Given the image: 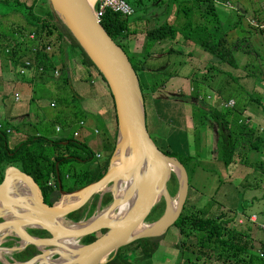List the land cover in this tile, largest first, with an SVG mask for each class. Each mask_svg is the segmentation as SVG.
<instances>
[{
    "label": "trees",
    "instance_id": "obj_1",
    "mask_svg": "<svg viewBox=\"0 0 264 264\" xmlns=\"http://www.w3.org/2000/svg\"><path fill=\"white\" fill-rule=\"evenodd\" d=\"M12 1L13 0H0V7L6 9L5 12L0 13L1 17L15 13L13 9H10V3ZM124 1L129 6L131 3L133 6L139 7L143 11L145 8L142 6L150 0ZM153 1L154 3L157 2V0ZM175 2H177V0L168 1L170 4ZM35 3L36 0H32L29 6H27L25 2L21 3L17 0L14 3L16 6H20L26 10L25 16L23 15L26 23L25 27L13 23H6L4 26L3 24L0 25V54L12 68L13 73L17 75L20 80L29 73H33L32 75H35L41 80L50 79L55 70L53 62L51 61L54 54L46 53L45 48L51 46V41L49 43L46 42L47 40L55 39L57 54L61 63L59 70L61 76L56 80H60L63 86L68 83L66 58H68V53L77 49L79 51V65L84 73L83 76L89 79L91 74H97L104 83L96 67L52 12H48L44 16H37L33 13V6ZM161 3L163 2H160L158 5H162ZM176 5V15H174L176 21L174 24L167 21L164 23L161 22L155 27L148 26L143 32L134 26L133 28L130 27V25L135 22L131 23L128 20L129 16H120L109 10H105L101 17H99L101 27L115 44L124 51L137 74L136 77L144 104L145 120L149 136H152V132L149 130L150 125L147 124V110L153 99L152 96L163 87L170 78L177 76L176 73H172L169 70H147L144 60H148L150 56L149 50L154 44L160 41L174 40L176 36H180L181 44L179 46L182 47V50L172 47L169 52L170 56L176 54L183 55V53H185L184 49L186 48H199L202 52L210 55L212 62L219 65H228L233 69L237 66L234 53L242 52L245 55L248 53V51H244L242 48L244 46L240 43L239 37H233L228 33H225V35L220 34V28L222 26L214 14L211 0H184L176 3ZM130 8L133 13L132 6H130ZM164 13L162 16L165 15ZM203 17H205L204 20ZM208 17H210V19ZM175 18L173 17V20H175ZM139 20L141 19L137 21L139 22ZM252 26L256 27L257 25L255 24ZM257 27L259 28L258 30H260L259 33L264 34V25ZM29 35H33L34 40H29ZM136 35L144 36L145 54L142 60L134 62L127 55L126 46L129 37ZM37 45L41 50L33 52L32 49ZM186 56H188V54H186ZM25 61H29L33 65L42 68L43 72H39L38 69L35 68L27 72L23 77L19 76V69ZM214 71L221 75L219 70L214 69ZM227 75L231 74L227 73ZM254 75L264 78L263 70H260L259 75L256 74L254 70H251L250 73H247L246 77ZM188 82L191 88L190 95L197 102L191 106L193 110L191 115L194 122L193 142L196 146V153L198 152V141L202 139L201 131L203 130L205 132L207 129L215 128L217 142L212 150L214 153L213 161L215 160L217 163H221L222 166L226 168L233 163L234 156L240 153V163L260 173L261 177L264 178V128L256 135L255 131L250 129L249 125H247L244 120L240 119L248 108L264 115V102L259 100L260 98L253 99V97L248 98V103L242 101L240 97L242 94L236 92L232 86L235 84L237 89L239 88L237 85L238 78L236 76H231L227 80L224 79V84H217L216 91L212 93L215 95V100L212 101L211 104L208 95L213 91L208 90L211 83H206L204 77L203 80L201 79L200 81L196 73L191 76ZM106 90L108 91L107 87ZM108 94L110 96L109 91ZM67 99H69L67 102L65 99H62L64 105H67L70 110L67 122L61 124L63 129L72 127L74 122L77 120H84L83 118L86 116L82 111L77 109L79 99L72 90L69 91ZM230 102L232 105L228 106ZM233 134H237L238 136L236 137ZM231 137L233 138V142L229 144V138ZM238 137L242 138L243 141L242 143L240 142V144H238L236 140ZM115 139L116 133L115 138L112 139V144H109L108 150H110V153L107 156L112 154L114 150ZM185 140V138L182 139L184 143ZM153 141L160 144V149H158L164 156L173 158L183 167L188 177L189 191L191 189L189 173L196 167V153L191 156L188 155L186 147H184L183 144L182 148L179 149L175 143L163 145L160 139H153ZM73 147L86 149V146L77 141L74 137H60L54 140H47L38 136H27L18 144L10 147L8 135L5 130L0 127V182L2 181V171L5 167H17L33 179L39 187L45 202L49 206H52L59 199L56 171L61 182L62 192L64 193H74L76 190L96 182L106 171V163H104L102 166L93 169L87 168L79 170L71 177L69 172L61 176L59 171L60 167H63L69 162L85 163L89 160V157H91L90 154L82 157L78 156L76 153L78 151H73ZM249 154L254 155L249 158ZM64 183L66 186L65 190L63 188ZM177 192L178 181L175 175L172 174L168 185V193L172 199H175ZM187 199L178 219L170 229L161 235V237L143 239L140 241L137 240L127 246L120 247L109 255L105 264H154L153 257L160 245L159 242H164L167 239H169V241L175 240L174 244L171 245L177 252L173 257L174 264H264V258L260 256V253L264 252V242L263 240L258 241L253 238L254 233L257 234L261 231H259L258 226L255 227L249 222V217L244 218L242 215L239 216L241 213H244V211L241 210L243 206H240L239 209L235 211L226 210L209 214L210 211L208 213V210L197 209L194 211L191 209L193 208L192 205L189 210L186 209ZM112 201L113 197L110 193L104 194L99 203L100 208L108 207ZM97 202L98 196L94 197L88 206L70 215L66 221L74 224L86 222L94 216L93 210ZM164 210L165 201L161 198L153 207V210L144 224L152 225L153 222L157 221L163 215ZM241 218H243V220ZM240 220H242L241 223H239ZM170 230L171 232L177 230L176 239L172 240V233L167 236V232ZM103 232L105 231L101 233ZM31 237L46 238L47 235L41 230H36L33 231V236ZM96 238L95 234L83 237L78 241V245H87ZM255 244L259 245L258 249L254 248ZM8 245L9 243L5 244V246ZM128 247H132V249L126 251ZM36 255H38V251L33 246H26L21 251H14L11 257L16 262H27Z\"/></svg>",
    "mask_w": 264,
    "mask_h": 264
},
{
    "label": "water",
    "instance_id": "obj_2",
    "mask_svg": "<svg viewBox=\"0 0 264 264\" xmlns=\"http://www.w3.org/2000/svg\"><path fill=\"white\" fill-rule=\"evenodd\" d=\"M48 3L53 15L101 74L113 99L117 119L115 146L112 154L105 158L106 171L102 177L74 193L62 192L55 165L60 197L52 206L45 202L37 184L23 170L5 167L0 183V211L4 212L3 217L0 215L4 219L0 222V244L3 238L10 236L19 244L11 251H21L26 246L38 251V255L27 262L6 264H104L100 261L118 248L137 240L153 239L172 227L187 199L188 177L183 167L173 158L164 156L149 136L137 74L124 51L95 19L92 6L85 0H48ZM147 163L151 165L152 176L140 186V171ZM172 174L178 181L174 199L179 201L178 208L170 222L162 223L174 201L168 193ZM109 186L113 201L103 212L104 218L98 219L96 215L85 223L76 224L66 221L95 195L100 194L101 200ZM126 186L132 191L118 202L116 192ZM137 186L138 197L127 215L117 221L107 220L109 215H118L119 205L133 196ZM161 198L165 201L163 215L149 230L137 232L146 226L145 221ZM80 224L86 225L74 230ZM27 227L41 230L47 237H31L25 232ZM101 231L105 232L91 243L78 245L81 238ZM71 246L77 249L71 250ZM53 256L56 258L51 259Z\"/></svg>",
    "mask_w": 264,
    "mask_h": 264
},
{
    "label": "rangeland",
    "instance_id": "obj_3",
    "mask_svg": "<svg viewBox=\"0 0 264 264\" xmlns=\"http://www.w3.org/2000/svg\"><path fill=\"white\" fill-rule=\"evenodd\" d=\"M31 1L32 0H26L25 1L26 5L29 6L31 4ZM168 1L169 0H157V2L154 3L153 0H150L142 6L143 8H145L143 11L139 7L133 6L130 3V6H132L133 8V13L128 17V20L131 23L135 22V23H132L130 27L133 28L134 26L135 28L143 32L148 26L155 27L161 22L164 23L165 21H167L169 23L174 24L176 21V18L174 16L176 15V8H177L176 3L184 1V0H177V2L172 3V4L168 3ZM211 1L213 3L214 14L218 18L222 26L220 28V34L225 35V33H228V34H231L233 37H239L238 39L240 43H242L244 46L242 48L244 49V51H248V53L245 56H239L241 55V52L234 53V57L236 58V60H239L240 67L242 68V70L245 69L244 73L247 74V73H250L251 70H254V72H256V74L259 75L260 70L262 68H263V73H264V34L259 33L260 30H258L259 28L257 27L260 25H264V10H263L264 0H211ZM160 2H163L161 3L162 5H158ZM14 3L15 1H12L10 3V6H11L10 9H13L15 13H12L4 17L0 16V25L3 24L4 26L6 23H13V24H17L22 27H25L26 23L24 21L23 15L25 16L26 10L21 8L20 6H16ZM188 7H185V8H188ZM5 11L6 9H4L3 7H0V13L5 12ZM48 12H52L50 5L48 3V0H36L35 5L33 6V13L37 16H44ZM163 13L165 14L164 16H162ZM173 17L175 18V20H173ZM208 18L210 19V17ZM138 19H141V20H139L138 22L137 21ZM204 19L205 17H203V20ZM254 23L257 25L256 27L252 26V25H255ZM175 39L177 41L179 39L181 40L180 36L179 37L176 36ZM50 41L52 44L50 43ZM46 42H49L51 45L49 46L51 48L50 53L51 52L54 53L55 51L57 52V44L55 43V39H49ZM143 42H145V40H144V36L142 35H136L134 37L130 36L129 42H127L126 48L127 50L130 49L132 51H135L136 53L143 52L144 51ZM170 43H172V40ZM36 47L41 50V48L38 45ZM152 47H154V45ZM173 48L182 50V47L180 46H174ZM196 50L197 51L192 54V57L194 59H199L200 62L198 61V67L195 73L197 74V78L200 79V81L201 79L203 80V77H204L206 83H213V85H211L210 88H208L209 91L213 90V92H215L217 89V84H224L223 82L224 79L227 80L231 76L235 77L238 75V73L235 72V69L229 67L228 65H219L217 63H214L212 62L209 54L202 52L199 48H196ZM126 53L129 56L127 51ZM196 54H198L199 57ZM205 55L207 57H205ZM172 56L173 55L170 56L169 54V57L167 59L175 62V60H177L176 56H178V61L181 63L183 62L184 57H185V56H181V54L179 55L176 54L173 57ZM203 56L206 59H204ZM257 56L258 57L260 56V57L258 58ZM171 57L175 60H171L170 59ZM243 58H245L247 62L240 61V60H243ZM257 58L259 60H262L261 61L262 65L260 64L258 65V63L255 60ZM254 60H255V64H252L254 63ZM206 61H209L210 63ZM210 64L213 66H211ZM254 65H255V68H254ZM213 68L215 70H219L222 76L219 73H216ZM227 73H230L231 75H227ZM92 77L96 83H99L100 88H101L100 92L93 91L95 86L93 85L91 86L89 84V81L86 80V77L82 76L81 84H77V85H79L83 90L80 88L79 89L74 88V83H76V80H75L73 81V84L71 83L70 85H68V83H66L64 86V91H62V93L65 94L66 97L68 98L70 90L72 91L77 90L79 94L82 93L81 99L84 102L88 103L90 101H97L98 107H101V110L104 111L106 110L104 109L105 108L104 102L106 101L103 97H108L111 101L109 102L111 105H112L113 100H111L104 83L100 80L98 75L96 74L95 76H92ZM240 82L243 84L241 87L239 84H237L239 86L238 89L235 84H233L232 86L234 87L236 92H239L240 94H242V96H240L242 101H244L245 103H248L247 102L248 98L253 97L256 99L260 98L259 100L264 102V90L261 91L260 89V92H257L258 94H256L255 91L257 89L255 88L256 86L253 83L246 84L242 81ZM240 82H237V83H240ZM231 83H234V82H231ZM208 90L206 91L209 92ZM62 93L56 95L48 91H45L43 94L39 96H34L32 100L27 99V97H23L21 105H19L20 111L19 113L17 112L18 114L16 113L18 116L16 118H10L8 121H4L0 118V127H3V126L13 127L12 133L8 135V142H9L10 147H13L15 144H18L19 142L22 141V139H20V134L24 135L23 138L25 136L31 135V136L42 137L47 140H54L60 137L63 138L65 134L71 137L73 134V130L78 131L79 136L78 137L74 136V137L77 141H79L80 143H83L86 146V149H81L79 147H73L72 150L78 151L76 153L78 156H81V157L87 154H90L91 158L83 164L69 162L65 164L63 167L59 168L61 176L64 173L69 172L70 177H71L74 173L78 172L79 169L80 170H84L87 168L93 169V168L102 166L105 163L106 156L110 153V150H108V147L112 144L113 140L112 138L109 139L108 134L105 133L104 121H101L100 118L96 117L95 115L93 116L86 115L83 118L86 120V125L84 127L74 126V128H68V129H61L60 127L61 132H60V129L56 131V125L58 124V122L54 121V119H55V115L58 114V111L61 110V107L60 105L58 106V102H56V100L60 98V100L63 101L61 99ZM156 93H158L164 98L163 96L164 93H161L160 91H157ZM156 93L153 94L152 96L153 98L157 97ZM208 95H210L209 99L212 100L213 99L212 95L211 94H208ZM67 98L65 100L69 101V99ZM191 102H193V104L197 103L195 100H192ZM178 103L179 102L175 103V105L172 104L173 105L171 106L173 107L172 110L174 111L181 110L179 108ZM12 105H13L12 102L7 99V102H5V108L0 113V116H2L1 114H4V113L8 114L9 110L12 108ZM22 105L25 108H22ZM14 107L16 108V106ZM192 111H193L192 109L187 107L188 113L189 112L192 113ZM187 112L186 114L187 116H189ZM102 113L103 112H101V114ZM179 115L180 117L185 116V115H182V113L181 114L179 113ZM102 116H105V115L102 114ZM179 122L181 123V125H183V129H187V123L184 118L179 119ZM22 123L25 124V127L23 130L26 133H22L23 130H21V128H19L20 130L16 128V126L22 125ZM190 125L191 123H188V126L190 127L187 129V133H189L188 138H187L188 142L189 140L191 141V137H192V132H190L192 127ZM193 125H194V122H193ZM95 129L97 130V132L95 131L96 133H94ZM149 130L150 132H152L153 130V126L151 124L149 126ZM201 132H202L201 133L202 139L198 141V147H197L198 152L196 153V150H195L196 146L194 145V142L191 147V152H192L191 155H194L196 153L195 156H196L197 163L195 162L196 167L194 168V170L192 172L190 171V173L188 172L190 175L189 180H190L191 189L188 191L186 209L189 210L190 206L192 205L193 208L191 209H193L194 211L197 209H203V210H208V213L210 211L209 214L219 213L220 211L223 212V211L230 209L231 205L227 204V200H224L221 194L216 195V193L211 192V187L209 183L213 182V185H214L215 182H218L220 183L221 186H224L227 181L223 180L224 172L219 163L217 164V162H213V163L207 162L209 160L213 161V158H214L213 156L214 153L212 154L213 147H211L205 135L206 131L204 132L202 130ZM16 139H19L21 141H17ZM186 142H187L186 140H185V143L183 142V146L187 148L189 144H186ZM154 144L156 145L157 148L160 149V144L155 143V142ZM95 154H98L99 158L95 157ZM253 155L254 154H250L249 158H251ZM237 159L239 160V157ZM247 171L249 172L251 171L252 174L246 176L245 178H242L241 180L242 182L238 181L237 179L232 178L230 181V184H233L235 187L239 189L240 196L238 197V200H239V204L243 206L241 210L244 211V213L248 215H254L259 218V222L261 223L259 222L253 223V225L256 227L257 223L264 224V182H262L264 178L261 177L260 173L253 171L250 168H247ZM255 177L257 178V180L254 179ZM64 186H65V183H64ZM64 186L63 188L65 190L66 186L65 187ZM110 187L111 186L107 187L104 191L108 190L107 193H110L109 192ZM110 195L112 196L111 193ZM96 196H98V202L93 210L94 212L93 214L96 213L95 215H102L103 212H105L108 207L100 208V204H99L100 194H97L94 197ZM232 196L237 197L238 191L237 193L235 192L234 194L230 195L229 197L230 200H233L231 199ZM92 200L89 203H91ZM234 202L235 201L233 200L232 204ZM89 203L86 206H88ZM241 219L243 220V218ZM170 228L171 227H169L168 229ZM259 231L261 230L259 229ZM98 235H99V232L95 233L96 237ZM161 235L162 234L156 236V238L161 237ZM169 235L172 236L173 238L172 240L176 239L177 230H173V232H171L170 230L169 232H167V236ZM9 237L10 236L5 237L3 238V240H6ZM10 238L13 239L12 237ZM253 238L254 240H258V241L263 240L264 242V232L261 231V232H258L257 234L254 233ZM167 240L164 242L162 241L159 242L160 245L155 251V254L153 257L154 264H174L175 263L173 260V257L177 254V252L171 246L172 244H174L175 240L174 241H169V239ZM7 243H9V245L5 246V244ZM18 246L19 244L15 243L14 241L6 242L4 244L1 243L0 244V264L12 263L11 260H14V259L11 256L14 251H11V249H15V247H18ZM254 246H255L254 247L255 249H258L259 247L258 244H255ZM130 249H132V247H128L126 251H130ZM41 250H45V249L42 248ZM55 258L56 256L51 257V259H55ZM106 261L104 263H106Z\"/></svg>",
    "mask_w": 264,
    "mask_h": 264
},
{
    "label": "crops",
    "instance_id": "obj_4",
    "mask_svg": "<svg viewBox=\"0 0 264 264\" xmlns=\"http://www.w3.org/2000/svg\"><path fill=\"white\" fill-rule=\"evenodd\" d=\"M13 1H16V0H13ZM17 1L22 3V2H25L26 0H17ZM132 37H134V36H132ZM170 42H171V40H165V41H160V42L154 44V47H152L149 50L150 56H149L148 60H144L147 70H152V71H155V70L168 71L169 70L170 72L176 73V75H177L176 77L170 78L164 84V86L158 90L161 93H164V95H163L164 98L161 95H159L158 93H156L157 97L152 99L150 107L147 110V119H148L147 123L149 125L151 124L153 126V130H152L153 134L151 137L153 139H160V142H162L163 145L175 143V144H177V147L180 149V148H182V144H183L182 139L185 138L187 141V144H189V146H187L186 150H187L188 155L191 156V153H192L191 147L193 144V131L192 130H194V125H193L191 113L187 112V107H189L191 109V106L193 104V102H191V101L194 99L190 95L191 88H190V83L188 81L191 78V76L196 72V69L198 67V61L200 62V60L194 59L192 57V54L197 51L195 48L194 49L193 48L184 49L185 53H183V55H181V56H185L182 63L178 61V56H176L177 60L173 59L172 57L174 55L170 59L175 60V62L168 60L167 58L169 57L170 49H172V47H174V46H179L181 44V40L180 39L178 41L172 40V43H170ZM127 52L129 54V57L131 58V60H133L134 62L137 60H139V61L142 60V58L144 57V54H145L144 51L136 53L135 51H132L130 49H128ZM50 54H54L53 57L51 58V61L53 62V65H54L53 66L54 69L60 70V67H61L60 64L61 63H60V58H59L57 52L56 51L54 53L51 52ZM186 54H188V56H186ZM78 55H79V51L77 49L72 50L67 55V57H68V58H66V60H67L66 65H67V69H68L67 78H68V85H70L71 83L73 84V81L76 80V83H74V88L82 89L79 85H77V84H81V77L84 75L83 70L79 65ZM196 55L199 57L198 54H196ZM239 56H245V54L241 52V55H239ZM205 57H207V56L205 55ZM205 57H204V59H206ZM255 60L258 63V65L259 64L262 65V63H261L262 60H259L258 58ZM255 60H254V63H252V64H255ZM235 61H236V65H237L235 68V72L238 73V75L236 76L238 78V82L242 81L246 84L253 83L256 86L255 88L257 89L255 91L256 94H258L257 92H260V89H261V91H263L264 90V78H261V76H255V75L251 76V77H246L247 74L244 73L245 69L242 70V68L240 67L239 60H236V58H235ZM240 61L247 62V60L245 58H243V60H240ZM206 62H209V61H206ZM249 64H251V63H249ZM254 68H255V65H254ZM262 70H263V68L261 69V71ZM32 74L29 73L23 79L20 80L17 77V75H15L13 73L12 68L6 63V61L3 59V56L0 54V113L2 112V110H4L5 102H7V99L10 100L13 104L12 108L9 110L8 114H5V113L1 114L2 116H0V118L2 120L8 121L10 118H16L18 116L17 114L20 111L19 105H21L23 97H27V99L32 100L34 96H39V95L43 94L45 91H48V92L56 94V95L61 94L62 91H64V86L60 83V80H53L51 78L47 79V80H45V79L41 80ZM92 76H95V74H91L90 78L86 79V80L89 81V84L91 86L92 85L95 86L93 91L100 92L101 91L100 85H99V83H96L94 81ZM238 84L241 87L243 83L240 82ZM211 85H213V83H211ZM73 92L79 99L77 109L82 111L85 115H92V116L95 115L96 117L100 118L101 121H104L105 132L108 134L109 139L115 138V133H116L117 127H116L115 107H114L113 101H112V105H111L109 103V102H111L110 99L108 97H103L106 101V102H104V105H105L104 109H106V110L103 111V110H101V107H98L97 101H90V102L86 103L81 99L82 93L79 94V92H77V90L73 91ZM14 93H18V95H19L18 101L13 100V94ZM212 93H214V92L211 91V93H209L212 95V98H213L212 100H210V104L212 101L215 100V95H213ZM209 97H210V95H209ZM61 98L66 99L67 97L65 94L62 93ZM253 99H256V98H253ZM57 100H56V102H58V106L60 105L61 110L58 111V114L55 115V119H54V121L58 122V124L56 125V131H57V128H60V127H61V129H63L61 124H64V122H67V118H68V115L70 112L68 107L64 105V103L60 100V98H58ZM177 102L181 103V104L178 103L179 108L181 110H178V111L175 110L174 111V110H172L173 107H171V106L175 105V103H177ZM14 106H16V108ZM22 108H25V107L22 105ZM101 112H103L102 114H104L105 116H102ZM186 112L188 113L189 116H187ZM179 113L180 114L182 113V115H185V116L180 117ZM183 118L185 119V121L187 123V129L190 128L188 126V123H191L190 126L192 128H191L190 132H192V137H191V141L189 140V142L187 139L189 133H187V129H183V125H181V123L179 122V119H183ZM240 119L244 120L245 123L247 125H249V128L253 129L255 131L256 135H258L259 132L264 128V115L257 112V111H254L250 108H248V110L241 116ZM80 122H82L83 125L80 126V124H79ZM85 125H86L85 119L84 120H77L76 122H74V124H72V127H70V128H74V126L75 127H82V126L84 127ZM211 126H212V124H211ZM24 127H25L24 123H22V125L16 126V128L18 130H20L19 128H21V130H23ZM12 128H13L12 126L1 127V129L5 130L7 135H10L12 133ZM61 129H60V132H61ZM95 131L97 132L96 129L94 130V133H96ZM22 133H26V132L23 130ZM75 133L77 134V137L79 136L78 135L79 132L76 130H73V134L71 136L72 138L74 137ZM205 135L209 141V144L214 149V147L216 146V142H217L216 141L215 128L207 129L205 132ZM233 135L236 137L238 136L237 134L236 135L233 134ZM23 136L24 135L20 134V139L24 140L27 137V136H25L23 138ZM29 136H31V135H29ZM71 137L69 135L65 134V136L63 138H71ZM16 140L21 141L19 139H16ZM236 140L238 141L237 142L238 144H240V142L241 143L243 142L242 138H240V137H238ZM232 142H233V138L231 137V138H229V144H232ZM240 152H241V149H240ZM212 154H213V151H212ZM239 154L240 153H237L236 156H234L233 163H231L230 166H228L226 168H224L222 166V164L219 163L223 169V172H224V176H223L224 179L223 180L227 181L224 186H221L220 183H218V182H215L214 185H213V182L209 183L210 187H211V192L216 193V195L221 194L223 199L227 200V204L231 205L230 209H228V210H232V209L238 210L239 207L241 206L239 204V200H238V197L240 196L239 195V193H240L239 189L237 187H235L233 184H230L231 179L232 178L237 179L238 181L242 182L241 181L242 178H245L246 176L252 174L251 171L250 172L247 171V167L245 168V166H243L240 163L239 160L241 158H239V160L237 159L239 157ZM95 155H98V154H95ZM98 157H99V155H98ZM207 162L213 163V162H217V161L209 160ZM76 163L83 164L80 162H76ZM254 179L257 180L256 177ZM262 182H264V180H262ZM237 191H238V196L237 197L232 196V198H231L235 201L232 204L233 200H230L229 197L231 194H234L235 192L237 193ZM59 197H60V195H59ZM0 215H1V217H3L4 212L0 211ZM241 215L244 218L254 216V215H248L246 213H241L239 216H241ZM256 219H257V222H259V218L256 217ZM0 220H4V219L0 218ZM259 223H261V222H259ZM25 230L27 232L28 230H38V229H35L32 227H27V228H25ZM6 242H11V238L9 237L6 240H3L2 244L6 243ZM11 261H12V263L16 262L15 260H11Z\"/></svg>",
    "mask_w": 264,
    "mask_h": 264
},
{
    "label": "built area",
    "instance_id": "obj_5",
    "mask_svg": "<svg viewBox=\"0 0 264 264\" xmlns=\"http://www.w3.org/2000/svg\"><path fill=\"white\" fill-rule=\"evenodd\" d=\"M105 10H109L112 13L118 14L120 16H130L132 14V9L130 8V6L124 1V0H94L93 4H92V12L93 15L95 17V19L97 21H99V17H101L102 13ZM29 40H34V36L33 35H29L28 36ZM37 50H40L37 47H34L32 49L33 52H36ZM51 48L49 46L46 47L45 52L50 54ZM38 69L39 72H43L42 68H39L35 65H33L31 62L26 61L23 63L22 67L19 69V76H24L26 75L27 72H29L30 70H34V69ZM59 76H61V73L59 70L55 69L52 73L51 78L53 80H56L59 78ZM19 95L18 93H14L13 94V100L14 101H18L19 99ZM232 103L230 102L228 104V106H231ZM80 126L83 125L82 122L79 123ZM60 128H57V130H59ZM75 137L77 136V134L75 133L74 135ZM95 157L98 158V155H95ZM249 222L256 223L257 219L255 216H250L248 218ZM242 220L239 221V223H241ZM257 226L259 227V229L261 231L264 232V224H257ZM260 256L264 258V252L260 253Z\"/></svg>",
    "mask_w": 264,
    "mask_h": 264
},
{
    "label": "bare ground",
    "instance_id": "obj_6",
    "mask_svg": "<svg viewBox=\"0 0 264 264\" xmlns=\"http://www.w3.org/2000/svg\"><path fill=\"white\" fill-rule=\"evenodd\" d=\"M94 0H85V2L87 3L88 6H91L92 2ZM174 171H177L176 173L179 174V171L178 169L175 168ZM152 168H151V165L149 163L145 164L143 166V168L141 169L140 171V175H141V184H139L140 186L147 180L149 179L151 176H152ZM180 175V174H179ZM180 177V176H179ZM130 191H132V188H130L129 186H126L124 188H120L119 191L116 192V198L118 200V202L124 198L127 197V195L130 193ZM139 191V187L137 186L135 189H134V192H133V196L128 200H126L124 203L120 204L119 207H118V215L113 214V215H109L107 220H110V221H117V220H120L122 219L123 217H125L127 215V213L129 212V210L134 206L135 202H136V196L138 197L137 195V192ZM178 199L177 200H174L171 204H170V207H169V210L167 212V214L165 215L164 219L162 220V223H168L170 222L174 215L176 214V211H177V208H178ZM96 215H94L93 217H95ZM92 218V217H91ZM104 218V215H99L98 219H102ZM106 218V217H105ZM88 221V220H87ZM85 223V222H84ZM86 224L82 225H77L74 230H76V228H81V227H84ZM150 225H146L145 227H141L139 229H137L136 231L137 232H144V231H147L150 229L149 227ZM71 250H76L77 248H75L74 246H71L70 247ZM76 252V251H75ZM109 257V256H108ZM108 257L106 258V256L104 257V259H102L100 262H105Z\"/></svg>",
    "mask_w": 264,
    "mask_h": 264
},
{
    "label": "flooded vegetation",
    "instance_id": "obj_7",
    "mask_svg": "<svg viewBox=\"0 0 264 264\" xmlns=\"http://www.w3.org/2000/svg\"><path fill=\"white\" fill-rule=\"evenodd\" d=\"M90 158H91V157H89V159H90ZM98 158H99V157H98ZM2 221H3V220H1V222H2ZM33 231H36V230H28L27 232H26V231H25V232H26L27 234H29L30 236H33ZM101 232H102V231H101ZM101 232H99V235H98V236H100V235H102V234L104 233V232H103V233H101ZM98 236H97V237H98ZM11 241H14L15 243L18 242V241L15 240V239H14V240L11 239ZM17 244H18V243H17Z\"/></svg>",
    "mask_w": 264,
    "mask_h": 264
}]
</instances>
